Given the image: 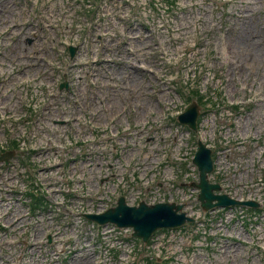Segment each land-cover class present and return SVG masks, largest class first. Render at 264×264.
<instances>
[{"label": "rangeland", "instance_id": "374dc122", "mask_svg": "<svg viewBox=\"0 0 264 264\" xmlns=\"http://www.w3.org/2000/svg\"><path fill=\"white\" fill-rule=\"evenodd\" d=\"M22 1L30 9L46 4L53 9L57 4L58 15H50L53 23L74 14L76 8L78 12L74 24L71 18L60 23L64 33L59 39L45 13L39 16L44 49L51 53L39 59L45 58L44 65L62 67L65 72L48 73L44 68L34 78L23 73L20 91L31 102L17 113L7 111L12 100H0V155L14 152L7 164L0 163V179L8 169L12 173L11 180L0 185V200L10 201L26 219L24 225L18 220L23 227L17 230L14 222L8 224V216L3 217L16 210H1L0 264H264V0ZM111 5L115 13L125 8L119 15L123 21L114 28L111 22L117 18L112 17L106 25L110 31L95 33L97 19L100 17L103 28L104 12ZM11 7L10 0H0V45L15 41L9 25L17 21L2 18ZM135 18L142 24L140 34L150 39L139 36L133 44L151 45L152 50L130 52L127 40L121 57L107 59L112 56L101 46L114 47L123 28L127 32L137 27ZM177 23L187 28H178V32ZM71 25L73 34L68 28ZM38 28V24L23 23L13 29L21 30V48L34 42L28 36L23 39V30L37 42L42 40ZM107 35H113L111 44L101 42ZM69 46L76 48L74 57L69 55ZM94 46V57L107 58L88 60H96L92 67L96 73L80 80L72 67L83 65L89 54L80 56V52ZM56 49L58 53H53ZM7 68L10 73L9 64ZM100 71L115 77L104 76L99 87L95 75ZM63 84L66 87L61 89ZM79 88L83 90L80 97ZM85 92L89 101L95 98L103 103L99 105V125L92 123L96 118L93 108L87 109L84 102ZM39 95L44 99L38 101ZM199 96L206 99L200 106V131L193 133L177 118L191 103H198ZM48 102L59 110L51 118L47 116ZM107 105L111 106L108 113ZM206 133L215 162L211 182L220 184V194L257 201L261 205L257 212L237 207L201 210L199 190L194 186L199 172L193 158L198 140L207 137ZM97 159L103 161L102 173ZM84 161L90 162L81 169ZM185 176L187 198H172L173 184ZM31 189L42 195L45 207L33 209L27 199ZM89 189L93 191L89 193ZM122 196L136 204L183 201L196 210V221L159 232L146 244L136 240L132 251L120 256L97 236V225L85 214L103 212ZM44 219V225L51 222L50 226L35 242L36 226ZM32 248L41 252L30 259Z\"/></svg>", "mask_w": 264, "mask_h": 264}, {"label": "bare ground", "instance_id": "6f19581e", "mask_svg": "<svg viewBox=\"0 0 264 264\" xmlns=\"http://www.w3.org/2000/svg\"><path fill=\"white\" fill-rule=\"evenodd\" d=\"M10 1H11V6H12L11 10H10L9 13L3 14L2 18L5 19L4 21L9 22L10 21V17H14V22L17 21V23H14V25H11L12 22H10V25H9V27H10L9 33L14 36L15 41L8 40V42H6V43L3 42L0 45L1 46V48H0V100H2L3 102H4V100H8L9 102L12 100V102L6 106V108H9L7 111H9V113H17L20 109H24L25 103L31 101L28 97L27 98H23L22 91H20L21 82L24 79V77L21 76V75L23 73H26V75L28 77L34 78V77L42 74L43 71H44V68L46 69V71L48 73H54L55 70H56V72L58 70L62 71V67H49V66H46V65H44V60H40L39 59L42 56L43 57H50V55H51L50 52L45 51V49H44V26L41 24L39 16H41V15H43L45 13V15L48 17L47 20L51 21L50 15H58V14H56V8L58 7V5L55 4V7L53 9H52V6L47 9V6H46L47 4L44 5L42 8L37 7L36 9H32L33 8L32 7L30 9L29 6L25 5V3H22L23 2L22 0L19 3H14L13 0H10ZM52 1H54V0H51L49 2L52 3ZM38 3H39V0H37L36 4H38ZM52 5H54V3ZM60 7H62V6H60ZM74 8L75 7L73 5V9ZM108 9L109 10L106 13H110L111 16L106 18V13L104 12V14H105L104 17L106 19V24L104 25L103 29H102V25L100 23V19L98 18V22H97V24H95V30H94L95 33L97 31L104 32V33H106L105 30H109L110 31V25H108V26H106V25L108 24V22H111V18L112 17L117 18V20H114V22H111V23H113V27L114 28H116L118 26V24H116L117 22L123 21V19L120 18L119 15H121L122 13L125 12V8L124 7H120V11H121L120 13H115V7L112 6V5ZM76 12H77V10L74 11V14L73 13L69 14L68 17L65 15V17H63L62 19L58 20L57 23H53L51 21L54 24L53 29L55 31L56 38L59 39L60 36L64 33L63 29L61 28L60 23H64L65 20H67L69 18H71L73 21L76 20L77 19ZM26 18H27V20H26ZM135 19L137 20V23H139V24H137V27H134L133 29L129 28L127 32L123 28L121 33H120V35L117 36L116 45L114 47L101 46L102 50L104 51V53L111 55L112 56L111 58L97 57L96 54H95V57H94L93 51L95 49V46L98 45V44H96L92 50L89 49V47H87V50L84 53L81 52V55L84 56V55L89 54V57H85L86 59L84 58V62L82 63L83 65L77 64L74 67H72L74 69L73 72H77V73H79L81 75H86L88 73H91V74L94 75L96 72L92 71V67H94L95 64L94 63H89L88 60L97 59V58H107V59L116 60L118 57H121V55L124 54V49L126 47L127 40L131 42V44H130V47H131L130 52H137V51L140 50V51H142V52H144L146 54V52L151 51L152 50L151 45L144 46L143 43H142L139 47H136L133 44L134 41L139 39V36L142 39H147V40L150 39V37L146 36L145 33L142 34V35L140 34V27L142 25H141L140 20L138 18H135ZM23 23L38 24L39 25L38 32L42 36V38H41L42 40H39L37 42L36 38L34 36L28 35V33L23 30V39L28 36L29 39H31V40L33 39L34 40L33 44L29 48L28 47L21 48L20 41H19L21 39L18 37V32L21 31V30L13 31V29L19 28ZM181 23H180V25L177 23L176 31H179L178 28L180 29V28H186L187 27V25H181ZM96 28H97V30H96ZM33 31H34V29H33ZM67 36H69V38H70V33H68ZM110 38L111 37H106V38L102 39L101 42L104 43V44H111V39ZM171 40L172 39L169 40L170 45L172 43ZM9 43H11V44H9ZM37 44H39V46H41L40 44H43V45L40 48H38ZM165 49L168 50L166 45H165ZM7 51L10 54V56L7 54ZM28 53L32 54V56L28 55ZM120 53H121V55H120ZM18 62H20V63H18ZM38 63H40V65H38ZM8 64L11 67L10 73H9L8 68H7ZM24 65H26L25 69L22 68V66H24ZM52 66H54V65L52 64ZM55 66H58V65L55 64ZM33 71L36 72V75H34L32 73ZM69 73H72V72H69ZM109 74H112V76L115 77L114 73H111V72L104 73L102 71H100V75H95L96 76L95 77V83L97 84V86H98V81L101 80L104 76H107L110 79ZM20 76H21V78H20ZM31 78H29L28 81H31L32 80ZM79 78H82V77H79ZM103 84H104V88H105V86H106L105 80L103 81ZM137 85L140 86L141 82H138ZM3 89H9L11 91L14 90V92L13 93L11 92L12 93L11 94L9 90L5 91ZM78 92H79V94H78ZM81 92H82V89L81 90L77 89L78 97H80V93ZM4 95H6V96H4ZM39 98L40 99L38 101H40L41 99H44V97H41V96ZM84 102H85V104L87 106V109H89L91 107L93 108L94 117L96 118V120L92 121V123H94L95 125L96 124L99 125V120H100L99 114H100V109H101V107L99 105L103 104L102 101H100V103L98 104L96 102L95 98H91L90 101L88 100V98H86V100H84ZM40 103L42 104V102H40ZM48 106L51 107V109L48 110V112H47L48 118H51L53 115H57L59 110L57 108H55V109L52 108L54 106V104L51 103V102L50 103L48 102ZM55 106H57V105H55ZM62 106L64 107L65 105L62 104ZM97 109H99V113H98ZM110 109H111V106L107 105L106 106L107 113L110 112ZM2 112L6 113L5 110H2ZM64 114H66V110L65 109H64ZM81 129L82 128L80 127L79 130H81ZM14 130H15V128H14ZM80 134H82V133H80ZM97 161L100 162V173H102L103 161H101L100 159L99 160L97 159ZM89 162L90 161H84L81 164L80 168L84 169L86 164H88ZM74 169L76 170L77 167H74ZM11 178H12V173H11L10 169H8L7 172H6V176L2 177L0 179V185L3 186L4 183H6L7 180L8 181L11 180ZM2 188L0 189V194H2V190H3ZM92 191L93 190L89 189V193H91ZM6 208H7V210H10V209H15L16 210L12 214H8V213L3 214V217H7V216L9 217L10 222L8 224L11 225L12 222H14V225H15L14 228L15 229H17V230L18 229H22L23 226H19L18 225V220H19L20 224H22V225H24L26 223V219L23 216L22 211H20V209L18 207H15L10 201H2V200H0V213H1V210L6 209ZM40 222L41 223L39 225H37L36 229H35V237H34V241L35 242H38V239H39L38 237L41 234L40 232H44L45 228H48V226H50V223H51L50 222V223L44 225V222H47L45 219L41 220ZM33 247H34V245H33ZM31 250H32V252H31L30 259H32L33 257H37L38 256L37 254L39 252H41V251L38 252L35 248H32ZM13 253H14V251L11 252L10 255L12 254V256H13L14 255ZM16 253H17V251H16Z\"/></svg>", "mask_w": 264, "mask_h": 264}, {"label": "water", "instance_id": "95a60500", "mask_svg": "<svg viewBox=\"0 0 264 264\" xmlns=\"http://www.w3.org/2000/svg\"><path fill=\"white\" fill-rule=\"evenodd\" d=\"M198 109V106L195 104L186 113L187 121L191 124L194 130H196L197 128L196 121L198 117ZM199 145L200 152L195 162L200 166L201 185L199 187L204 191L200 195V200L208 202L209 204L205 205L207 207H212L214 205V201H218L216 205H220L222 207L245 205V203L232 200L226 195L220 196L213 194L212 190L210 189L212 188L220 190V187L218 185L210 186L209 182L207 181V174L212 171V152L209 149H206V147L201 142L199 143ZM180 209L181 207H178V210ZM97 220L101 223L112 221L115 222L119 227H133L135 231H137L138 235L144 237L145 239H148L150 234H152L155 230L166 225V227H175L182 225L185 222L186 218L185 215H177V212L174 211V206L161 204L154 207H148L146 204H141L139 208H130L126 206L125 199L121 198L119 200V206L115 208L113 212L109 211ZM150 228L153 230H151Z\"/></svg>", "mask_w": 264, "mask_h": 264}]
</instances>
